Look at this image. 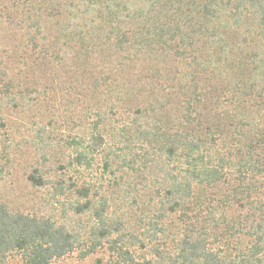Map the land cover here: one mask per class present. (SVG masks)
I'll list each match as a JSON object with an SVG mask.
<instances>
[{
	"label": "trees",
	"instance_id": "trees-1",
	"mask_svg": "<svg viewBox=\"0 0 264 264\" xmlns=\"http://www.w3.org/2000/svg\"><path fill=\"white\" fill-rule=\"evenodd\" d=\"M6 36L23 43L0 57V181L11 113L67 82L86 107L74 134L34 122L20 141L66 155L55 180L27 176L51 212L0 202V264L101 246L114 264H264V0H0Z\"/></svg>",
	"mask_w": 264,
	"mask_h": 264
},
{
	"label": "rangeland",
	"instance_id": "rangeland-1",
	"mask_svg": "<svg viewBox=\"0 0 264 264\" xmlns=\"http://www.w3.org/2000/svg\"><path fill=\"white\" fill-rule=\"evenodd\" d=\"M5 44L3 48H0V54L6 55V57L0 56L2 59H13L17 52H22L20 50L21 40L18 37L11 38L6 36ZM9 55V56H8ZM33 69H29L28 77L33 74ZM94 75H97L94 73ZM41 79L43 77L41 76ZM66 81V80H65ZM70 83V80H69ZM65 88L61 86L58 92L53 94V98H49L52 101L44 100L43 102H35L23 113H11L6 119V128L9 132L10 143L6 152L8 153V162L4 163L5 172L4 179L0 181V202L5 203L12 211H20L24 213H43L51 212V206L47 207L45 202L47 200L48 188H36L31 185L28 181L27 176L35 167H41L43 172H46L47 178L55 180L56 176L60 175L62 170L59 169V165L63 164V156L66 155V147L60 146V149L50 150L46 154V161H42L43 155L40 150H37L33 145L25 142H20L21 140H28L30 134L35 128L34 122H38L41 126H48L47 129L52 131V133L58 138L62 137L64 134H74L76 127L74 126V120L83 114L84 108L86 107V101H80L79 90H72L68 88L67 83H65ZM88 84V83H87ZM77 87V85H75ZM79 87V86H78ZM117 90L122 92L121 102L125 99V95L128 94L126 91L128 87L122 83V79L118 78ZM132 91L134 89H131ZM131 91V92H132ZM71 92V93H70ZM85 92V90H84ZM86 92H89L86 90ZM79 99V102L77 101ZM116 104L122 105L119 102ZM119 109V108H118ZM117 109L119 116L124 117L122 111L121 113ZM49 120H53V126L47 125ZM77 120V119H76ZM20 142V143H18ZM44 162V163H42ZM101 161L94 165L93 176L99 173ZM146 176V183L149 185L151 173ZM142 199L147 200L144 196ZM245 240V239H244ZM19 262V257L12 255L9 259V264H17ZM50 264H114L113 258L110 257L109 251L105 246L98 247L95 252L87 253L82 255V251L75 250L61 258L54 259Z\"/></svg>",
	"mask_w": 264,
	"mask_h": 264
}]
</instances>
